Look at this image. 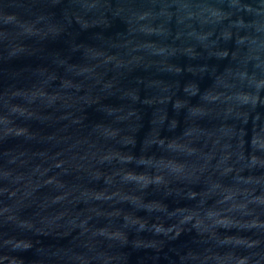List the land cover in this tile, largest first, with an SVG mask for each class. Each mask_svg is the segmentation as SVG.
Here are the masks:
<instances>
[{"label": "clouds", "instance_id": "obj_1", "mask_svg": "<svg viewBox=\"0 0 264 264\" xmlns=\"http://www.w3.org/2000/svg\"><path fill=\"white\" fill-rule=\"evenodd\" d=\"M0 264H264V0H0Z\"/></svg>", "mask_w": 264, "mask_h": 264}]
</instances>
